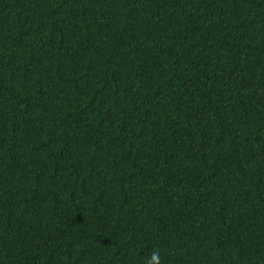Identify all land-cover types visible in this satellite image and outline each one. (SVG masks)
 Masks as SVG:
<instances>
[{
    "label": "trees",
    "instance_id": "obj_1",
    "mask_svg": "<svg viewBox=\"0 0 264 264\" xmlns=\"http://www.w3.org/2000/svg\"><path fill=\"white\" fill-rule=\"evenodd\" d=\"M264 264V0H0V264Z\"/></svg>",
    "mask_w": 264,
    "mask_h": 264
},
{
    "label": "clouds",
    "instance_id": "obj_2",
    "mask_svg": "<svg viewBox=\"0 0 264 264\" xmlns=\"http://www.w3.org/2000/svg\"><path fill=\"white\" fill-rule=\"evenodd\" d=\"M146 264H162L160 252L158 250H153L149 254Z\"/></svg>",
    "mask_w": 264,
    "mask_h": 264
}]
</instances>
